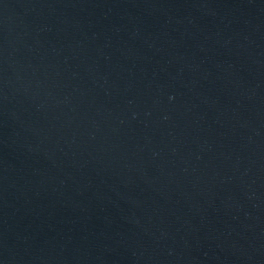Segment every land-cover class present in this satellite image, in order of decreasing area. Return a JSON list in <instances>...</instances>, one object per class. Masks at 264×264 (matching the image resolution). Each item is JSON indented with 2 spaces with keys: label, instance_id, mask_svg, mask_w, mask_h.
Here are the masks:
<instances>
[{
  "label": "water",
  "instance_id": "obj_1",
  "mask_svg": "<svg viewBox=\"0 0 264 264\" xmlns=\"http://www.w3.org/2000/svg\"><path fill=\"white\" fill-rule=\"evenodd\" d=\"M0 264H264V0H0Z\"/></svg>",
  "mask_w": 264,
  "mask_h": 264
}]
</instances>
